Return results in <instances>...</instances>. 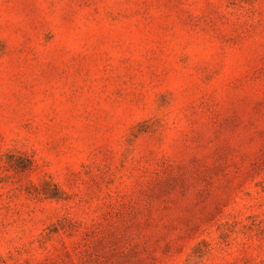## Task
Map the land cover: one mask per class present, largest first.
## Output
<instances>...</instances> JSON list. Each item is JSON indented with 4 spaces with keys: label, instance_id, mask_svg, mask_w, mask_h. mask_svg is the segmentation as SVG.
I'll list each match as a JSON object with an SVG mask.
<instances>
[{
    "label": "rangeland",
    "instance_id": "rangeland-1",
    "mask_svg": "<svg viewBox=\"0 0 264 264\" xmlns=\"http://www.w3.org/2000/svg\"><path fill=\"white\" fill-rule=\"evenodd\" d=\"M0 264H264V0H0Z\"/></svg>",
    "mask_w": 264,
    "mask_h": 264
}]
</instances>
